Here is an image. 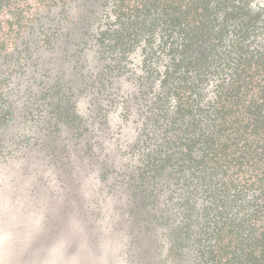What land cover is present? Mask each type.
Wrapping results in <instances>:
<instances>
[{
  "label": "trees",
  "instance_id": "trees-1",
  "mask_svg": "<svg viewBox=\"0 0 264 264\" xmlns=\"http://www.w3.org/2000/svg\"><path fill=\"white\" fill-rule=\"evenodd\" d=\"M41 151L122 264H264V0H0V163Z\"/></svg>",
  "mask_w": 264,
  "mask_h": 264
},
{
  "label": "rangeland",
  "instance_id": "rangeland-1",
  "mask_svg": "<svg viewBox=\"0 0 264 264\" xmlns=\"http://www.w3.org/2000/svg\"><path fill=\"white\" fill-rule=\"evenodd\" d=\"M81 168L71 176L62 154L54 161L44 151L1 161L0 264H122L120 201L99 194Z\"/></svg>",
  "mask_w": 264,
  "mask_h": 264
}]
</instances>
